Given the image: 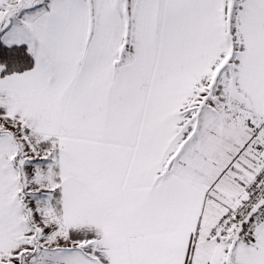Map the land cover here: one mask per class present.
<instances>
[{
  "label": "snow or ice",
  "instance_id": "snow-or-ice-1",
  "mask_svg": "<svg viewBox=\"0 0 264 264\" xmlns=\"http://www.w3.org/2000/svg\"><path fill=\"white\" fill-rule=\"evenodd\" d=\"M0 264H264V0H0Z\"/></svg>",
  "mask_w": 264,
  "mask_h": 264
}]
</instances>
